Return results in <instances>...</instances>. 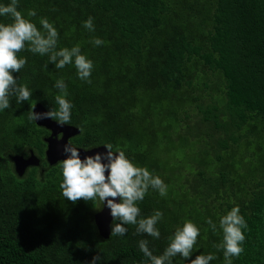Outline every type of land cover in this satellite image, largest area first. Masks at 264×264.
Here are the masks:
<instances>
[{
  "label": "trees",
  "instance_id": "1",
  "mask_svg": "<svg viewBox=\"0 0 264 264\" xmlns=\"http://www.w3.org/2000/svg\"><path fill=\"white\" fill-rule=\"evenodd\" d=\"M18 10L41 31L47 18L58 49L79 44L94 67L87 83L74 64L56 69L48 55L18 53L27 63L13 75L32 97L11 96L0 111V264H92L97 256L96 264H144L138 242L161 255L185 220L200 235L192 256L172 264L200 254L225 264L214 245L221 216L235 206L247 228L233 264H264V0H18ZM89 17L95 31L83 27ZM58 79L73 105L66 125L83 130L72 145L111 144L167 185L166 196L149 188L138 202L141 217L163 213L159 239L125 225L124 236L104 240L94 224L102 203L63 197L60 170L45 160L49 132L29 119L37 104L56 107ZM31 151L40 166L19 177L12 157Z\"/></svg>",
  "mask_w": 264,
  "mask_h": 264
},
{
  "label": "clouds",
  "instance_id": "2",
  "mask_svg": "<svg viewBox=\"0 0 264 264\" xmlns=\"http://www.w3.org/2000/svg\"><path fill=\"white\" fill-rule=\"evenodd\" d=\"M0 16L10 17L11 23H0V111L9 108L10 97L15 96L17 103L29 101L32 93L26 84H18L14 72L26 65V58H20L18 53L25 50L41 56L48 55L50 63L56 69H63L74 64L79 79L91 83L93 61L82 54L79 44L68 48L58 49L59 33L47 18H41L37 25L18 10V0H10L8 4H0ZM28 17H35V10H29ZM94 18L89 17L83 22V27L95 31ZM100 46L104 41L94 38L91 41ZM47 68L48 65H45ZM54 87L59 89L55 96L54 109L44 113H37L30 109L29 119H53L60 125L70 124L72 103L68 96L67 85L63 79H58ZM82 133V129H79ZM105 153H96L81 159L80 151L69 141L64 146L65 159L57 163L62 175L59 185L62 195L67 200L76 203L85 201H99L110 209L113 217L111 236H124L128 229L125 225H136L137 234H147L153 238H160V231L156 227L163 218V213L156 210L152 215L141 217L138 202L144 200L149 188L167 195V185L158 176H154L146 167L135 165L123 150H113L111 144H105ZM107 173V174H106ZM119 198V202L117 199ZM118 221V223H117ZM207 223L213 232L217 225L209 218ZM247 222L240 213L239 206L233 207L219 220L222 240L214 245L223 250L225 264H233V257L238 258L244 252L246 236L244 229ZM200 235L199 227L191 220H185L182 226L176 227L174 233L168 237V245L161 255H154L149 248V242L141 239L139 248L146 257L144 264H172V258L180 255L185 260L193 254V249ZM216 257L212 254H200L190 261V264H210ZM100 257H93L92 264Z\"/></svg>",
  "mask_w": 264,
  "mask_h": 264
},
{
  "label": "water",
  "instance_id": "3",
  "mask_svg": "<svg viewBox=\"0 0 264 264\" xmlns=\"http://www.w3.org/2000/svg\"><path fill=\"white\" fill-rule=\"evenodd\" d=\"M33 108L37 113L47 112L46 108L41 104H37ZM35 123L38 127L44 128L50 133L49 136L44 138V143L46 144L45 160L49 166H55L60 160L67 158L63 151L64 146L72 138L78 136L80 130L73 126L60 125L58 122L50 118L40 119L35 121ZM76 148L80 151L81 159L89 155H95L98 152L102 154L106 152L105 146H99L88 150L78 147ZM12 162L14 164L15 172L19 177H23L28 168L40 166V160L33 151L30 152L28 157H12ZM116 199L117 202H119V198ZM94 224L99 236L104 240H109L113 217L111 216L110 209L106 206V203L105 205L101 204V208L95 213Z\"/></svg>",
  "mask_w": 264,
  "mask_h": 264
},
{
  "label": "flooded vegetation",
  "instance_id": "4",
  "mask_svg": "<svg viewBox=\"0 0 264 264\" xmlns=\"http://www.w3.org/2000/svg\"><path fill=\"white\" fill-rule=\"evenodd\" d=\"M49 135H50V133H49ZM49 135H48V136H49ZM45 151H46V150H45Z\"/></svg>",
  "mask_w": 264,
  "mask_h": 264
}]
</instances>
